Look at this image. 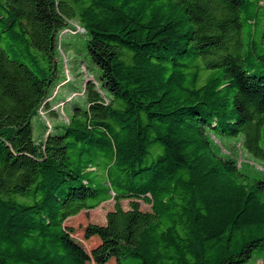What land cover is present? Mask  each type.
Returning <instances> with one entry per match:
<instances>
[{
	"label": "trees",
	"instance_id": "obj_1",
	"mask_svg": "<svg viewBox=\"0 0 264 264\" xmlns=\"http://www.w3.org/2000/svg\"><path fill=\"white\" fill-rule=\"evenodd\" d=\"M262 2L0 0V264H86L64 223L110 199L105 223L83 229L98 238L94 264H242L264 251V179L211 139L241 135L264 158V28L246 42L241 18L264 26ZM74 20L100 74L82 84L86 107L36 140Z\"/></svg>",
	"mask_w": 264,
	"mask_h": 264
},
{
	"label": "rangeland",
	"instance_id": "obj_2",
	"mask_svg": "<svg viewBox=\"0 0 264 264\" xmlns=\"http://www.w3.org/2000/svg\"><path fill=\"white\" fill-rule=\"evenodd\" d=\"M264 5V0L262 2ZM264 11V6L260 8ZM243 21L244 40L247 42L253 37L254 30H263V17L255 16L243 12L241 15ZM71 29H76L79 33H66L61 35L58 40L59 45V68L60 74L53 81L49 90V99L46 104L39 110L38 114L32 119L33 136L37 140L42 137L45 127L50 130L55 123L67 122V116L70 113V105L78 104L86 107L84 96L82 93V84L87 79L98 80L100 71L92 62L86 51L87 35L81 30V24L77 21L69 23ZM79 26V27H76ZM26 61V58H24ZM57 84V85H56ZM70 101V102H69ZM212 141L220 148L221 154L232 156L243 173L256 179H264V158L256 156L242 146V136L237 137L212 134ZM259 144L264 152V124L261 127V138ZM95 172L87 173L92 175ZM142 210H149V205L140 201ZM123 208L128 207V200H122ZM113 208V200L105 201L95 208L82 210L74 217L68 218L65 225L74 229L73 237H75L83 246L86 254V264H94L90 250L97 244L98 238L85 240L83 238V229L89 223L104 224L105 214ZM258 258L264 259V251H254L251 258L242 264H260ZM107 264H116L115 259L111 258ZM123 264H141L136 258H126Z\"/></svg>",
	"mask_w": 264,
	"mask_h": 264
}]
</instances>
